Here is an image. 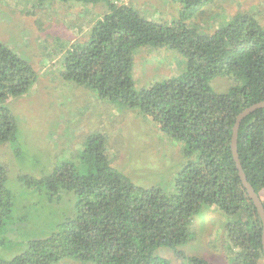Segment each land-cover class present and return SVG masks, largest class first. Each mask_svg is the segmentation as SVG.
Returning <instances> with one entry per match:
<instances>
[{
  "label": "trees",
  "instance_id": "16d2710c",
  "mask_svg": "<svg viewBox=\"0 0 264 264\" xmlns=\"http://www.w3.org/2000/svg\"><path fill=\"white\" fill-rule=\"evenodd\" d=\"M62 1L102 2L107 11L95 20L86 39L66 51L61 78L109 104L138 109L152 118L166 136L183 145V161L173 193L137 185L114 167L105 134L88 133L75 157L49 156L54 159L50 168L19 177L27 188L44 190L50 202L63 190L73 191L77 199L76 212L62 228L48 237L24 238L22 249L13 255L7 251L20 241L9 233L19 230L17 225L27 216L16 209L17 192L7 182L8 169L0 164V251L9 255L0 256V264H173L158 253L162 248L191 263L213 264L183 247L196 239L195 216L214 206L226 218L228 264H264L263 222L232 150L239 114L264 100V24L258 16L238 12L209 33L200 30L195 19L217 0H174L178 17L169 23L112 0ZM141 48L181 55L184 71L138 87L134 55ZM218 77L235 83L227 92L219 90ZM36 79L32 64L0 40V144L19 147V123L9 100L28 94ZM237 147L264 205V107L241 121Z\"/></svg>",
  "mask_w": 264,
  "mask_h": 264
},
{
  "label": "rangeland",
  "instance_id": "374dc122",
  "mask_svg": "<svg viewBox=\"0 0 264 264\" xmlns=\"http://www.w3.org/2000/svg\"><path fill=\"white\" fill-rule=\"evenodd\" d=\"M112 1L135 6L156 22L169 23L178 17L179 5L174 0ZM106 11L102 2L91 5L62 0H0V40L28 60L37 73L28 94L9 100L19 123V147L16 144L13 148L8 142L0 144V164L8 169L7 182L17 192L15 207L27 216L17 225L19 230L9 233L20 241L18 247L14 245L7 251L9 255L22 249L24 238L48 237L76 212L73 191L63 190L50 202L44 190L27 188L19 177L50 168L48 164L54 160L50 157H75L82 138L90 132L105 134L114 167L129 175L135 184L159 186L169 194L175 191V177L183 161L181 143L166 136L152 118L138 109L109 104L89 89L61 78L66 51L76 41L86 39L95 20ZM246 11L254 12L264 24V0H217L195 21L200 30L211 33L236 13ZM184 68L183 57L168 49L141 48L134 55L138 87L179 75ZM234 83L231 78L218 77L215 86L227 92ZM203 214L195 216L199 218L193 223L196 239L183 248L188 246L187 253L213 264H228L231 242L224 229L225 215L215 206ZM7 253L0 251V256L8 257ZM158 253L173 264H195L168 248ZM63 263L80 264L68 260L58 264Z\"/></svg>",
  "mask_w": 264,
  "mask_h": 264
},
{
  "label": "water",
  "instance_id": "95a60500",
  "mask_svg": "<svg viewBox=\"0 0 264 264\" xmlns=\"http://www.w3.org/2000/svg\"><path fill=\"white\" fill-rule=\"evenodd\" d=\"M263 107H264V100L245 108L239 114L237 121H236V124H235V127H234V133H233V139H232V150L234 153L236 166L239 170V175H240V178L242 180V183L245 186V188L247 189L251 198L253 199V201L257 207V211H258V213L262 219V222H263V236L262 237H263V247H264V205H263V201H262L260 194L258 192H256V190L254 189V187L252 186V184L250 183V181L247 178V175H246L244 168L242 166V163H241V159H240V156L238 153V147H237L238 133H239V127H240L241 121L251 112H254L258 108H263Z\"/></svg>",
  "mask_w": 264,
  "mask_h": 264
},
{
  "label": "built area",
  "instance_id": "2783aa9c",
  "mask_svg": "<svg viewBox=\"0 0 264 264\" xmlns=\"http://www.w3.org/2000/svg\"><path fill=\"white\" fill-rule=\"evenodd\" d=\"M120 1H123V0H120Z\"/></svg>",
  "mask_w": 264,
  "mask_h": 264
},
{
  "label": "clouds",
  "instance_id": "9594fccd",
  "mask_svg": "<svg viewBox=\"0 0 264 264\" xmlns=\"http://www.w3.org/2000/svg\"><path fill=\"white\" fill-rule=\"evenodd\" d=\"M25 59V58H24ZM32 90V89H31Z\"/></svg>",
  "mask_w": 264,
  "mask_h": 264
}]
</instances>
